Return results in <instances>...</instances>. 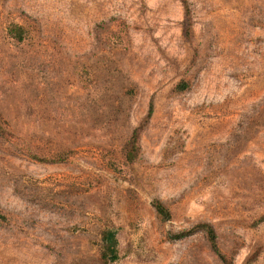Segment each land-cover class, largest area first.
Returning a JSON list of instances; mask_svg holds the SVG:
<instances>
[{
    "label": "rangeland",
    "instance_id": "obj_1",
    "mask_svg": "<svg viewBox=\"0 0 264 264\" xmlns=\"http://www.w3.org/2000/svg\"><path fill=\"white\" fill-rule=\"evenodd\" d=\"M106 229L107 264H264V0H0V264Z\"/></svg>",
    "mask_w": 264,
    "mask_h": 264
},
{
    "label": "trees",
    "instance_id": "obj_2",
    "mask_svg": "<svg viewBox=\"0 0 264 264\" xmlns=\"http://www.w3.org/2000/svg\"><path fill=\"white\" fill-rule=\"evenodd\" d=\"M151 113V105L149 108V114ZM156 211L162 215H167L168 210H166L163 205L160 202L154 203ZM198 228H206L208 236L210 237L211 242L214 244V231L213 228L207 224L202 223L196 226L195 229ZM194 229L188 230V231H181L177 234H173L172 238H182L187 236L188 234L192 233ZM101 242H102V260L105 264L111 261H115L118 258V249H117V238H116V231L115 230H108L106 229L101 236ZM220 254V253H218ZM224 264H230L229 261L225 260L224 256H222ZM245 264H248V262H245Z\"/></svg>",
    "mask_w": 264,
    "mask_h": 264
}]
</instances>
